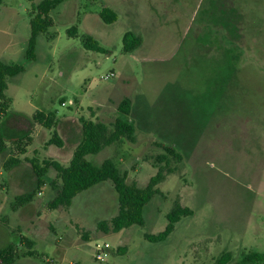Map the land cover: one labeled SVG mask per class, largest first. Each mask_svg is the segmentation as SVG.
Returning a JSON list of instances; mask_svg holds the SVG:
<instances>
[{
  "label": "rangeland",
  "instance_id": "374dc122",
  "mask_svg": "<svg viewBox=\"0 0 264 264\" xmlns=\"http://www.w3.org/2000/svg\"><path fill=\"white\" fill-rule=\"evenodd\" d=\"M41 1L0 0V62L24 68L7 80L5 108L29 120L75 109L76 129L80 118L112 126L127 98L134 142L122 139L86 160H112L140 187L158 167L166 175L144 208V227L118 233L97 227L118 211L109 181L59 214L45 207L53 192L35 194L7 232L0 222V250L11 246L12 264H216L226 252L236 264L264 253V0H68L49 14L53 26L27 61L29 21ZM103 8L116 22L100 20ZM126 32L141 39L130 54L122 50ZM88 36L106 54L85 50ZM161 145L179 158L160 163ZM17 152L10 145L0 153L2 173L6 154ZM177 204L192 215L166 240L146 241Z\"/></svg>",
  "mask_w": 264,
  "mask_h": 264
},
{
  "label": "trees",
  "instance_id": "16d2710c",
  "mask_svg": "<svg viewBox=\"0 0 264 264\" xmlns=\"http://www.w3.org/2000/svg\"><path fill=\"white\" fill-rule=\"evenodd\" d=\"M66 1L68 0H42L34 6V15L29 21L30 36L25 50V60H35L36 43L39 36L45 34L53 26L49 14ZM98 16L105 24H112L117 20V15L109 8H103ZM73 30L71 29L69 32L72 33ZM140 44L141 39L139 36L131 32H126L123 35L122 50L124 53L130 54L134 52ZM83 48L88 51L106 54V50L100 47L90 36L84 41ZM23 72L24 68L20 65H10L0 62V152L4 147V136L1 124L7 109L5 108L7 80ZM4 111L5 114H3ZM130 111L131 102L126 98L119 104V119L112 126L102 122H93L80 118L82 140L76 147L67 167L49 160L39 162L36 159H32L29 161L32 171L38 179L35 190H38L44 185L43 178L47 175L49 169H53L56 173L58 181H52L50 183V190L53 192V196L45 205L47 210L67 209L71 206L72 200L78 194L89 190L99 183L109 181L117 193L118 211L109 223L101 221L97 224V227L105 234L118 233L134 225L144 227V208L159 193L157 186L165 179V169L163 167H156V174L149 179L146 186L140 187L136 182L128 184L126 182V175L118 169L112 160H106L100 166H95L86 160L87 156L96 155L104 148L121 142L122 139L134 142L135 129L126 121ZM32 120L48 130L54 128L52 114L45 115L37 111L33 115ZM47 144L57 147L62 146V141L55 130L52 132ZM161 147L165 154L156 157V160L160 163L166 161L168 156L179 158L173 148L166 145H161ZM34 195L35 191L17 197L15 199L16 205L21 206L29 203ZM191 215L192 211L189 208H184L177 204L166 215L167 224L165 229L157 235L145 234L146 241L157 243L166 240L173 232L175 224L181 218ZM0 261L2 264H12L14 262L11 254V246L0 250ZM231 261V253L226 252L217 260L216 264H228ZM262 262H264V253L252 252L244 255L236 264H259Z\"/></svg>",
  "mask_w": 264,
  "mask_h": 264
},
{
  "label": "crops",
  "instance_id": "0c3cea01",
  "mask_svg": "<svg viewBox=\"0 0 264 264\" xmlns=\"http://www.w3.org/2000/svg\"><path fill=\"white\" fill-rule=\"evenodd\" d=\"M68 105L70 106L69 103ZM62 106H64V103ZM80 108L82 107L80 106ZM72 110L70 112L72 115H62L60 118L54 113L42 112L45 115H53L54 128L50 130L35 123L32 119L29 120L31 117L28 119V117L22 114L11 112L9 108L6 110V115L3 117L1 124V129L4 136L3 149L10 145L18 148L17 154H6V165L2 164V168L5 170L4 173H2V169H0V176L5 174L4 179H2V183L0 184V222H4V230L6 232L11 227L10 223L13 220L19 221L20 219H23V214L25 213L24 210L28 206H31L35 199L34 195L29 203L21 206L16 205L15 199L17 197L34 192L38 183V179L34 175L29 161L32 159H36L39 162L49 160L57 162L64 167L69 165L76 147L82 140L81 128L77 126L75 129V125H73L76 121L72 117L75 113V109ZM20 117H22V119L28 123V127L21 125L19 122V120H21ZM33 129L35 131H33ZM54 130L62 141L61 147L47 144ZM25 141L26 143H24ZM30 144L31 146H29ZM33 145L37 150H39V152H37L36 149L31 148ZM32 152L33 154H31ZM100 165L101 164L95 166ZM43 180L44 185L35 192L37 196H42L45 193L47 194L48 190V194L52 193L50 190V183L52 181H58L56 178V173L53 169L48 170V173L43 178ZM32 187H34V189H32ZM69 209L71 208L69 207L63 210L66 211ZM47 211L58 212L59 214V209ZM45 212L46 210L44 209L42 213L45 214Z\"/></svg>",
  "mask_w": 264,
  "mask_h": 264
},
{
  "label": "built area",
  "instance_id": "2783aa9c",
  "mask_svg": "<svg viewBox=\"0 0 264 264\" xmlns=\"http://www.w3.org/2000/svg\"><path fill=\"white\" fill-rule=\"evenodd\" d=\"M108 248H109V245L108 244H104L103 247H102V249L99 250V254L96 255V258L98 260H103V258L106 256V254L103 251V249L106 250Z\"/></svg>",
  "mask_w": 264,
  "mask_h": 264
}]
</instances>
